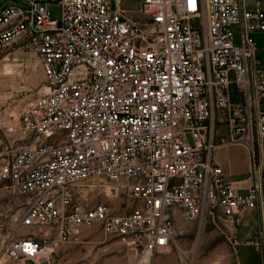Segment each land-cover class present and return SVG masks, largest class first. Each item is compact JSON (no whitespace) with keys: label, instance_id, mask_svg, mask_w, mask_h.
Returning a JSON list of instances; mask_svg holds the SVG:
<instances>
[{"label":"built area","instance_id":"2783aa9c","mask_svg":"<svg viewBox=\"0 0 264 264\" xmlns=\"http://www.w3.org/2000/svg\"><path fill=\"white\" fill-rule=\"evenodd\" d=\"M24 1L26 9L0 11V61L13 49L32 51L45 91L21 114L26 140L0 150L12 221L1 257L50 264L35 230L58 225L70 234L97 224L135 251L133 264H152L174 245L171 209L203 225L218 212L228 219L258 207L264 76L251 37L264 34L258 0ZM50 2L61 8L59 21L48 19ZM218 112L228 143L247 150L243 194L213 162L204 125ZM101 178L128 183L136 203L128 214L74 201L79 183ZM255 243L264 264V228Z\"/></svg>","mask_w":264,"mask_h":264},{"label":"rangeland","instance_id":"374dc122","mask_svg":"<svg viewBox=\"0 0 264 264\" xmlns=\"http://www.w3.org/2000/svg\"><path fill=\"white\" fill-rule=\"evenodd\" d=\"M6 6L26 9L24 0H0V11ZM131 18H139L135 6L126 5ZM48 19L60 20L61 8L50 2L46 6ZM44 79L40 64L32 51L10 50L9 56L0 61V150L10 144L26 140L20 131L21 114L25 107L43 93ZM223 123L225 122L223 113ZM217 121H219L217 117ZM209 121L206 130L213 125ZM189 143L190 138L187 136ZM4 185L0 186V239L7 235L12 227L7 211L11 208L9 197L4 194ZM128 183L125 180L109 182L106 179L89 180L79 183L73 193V199L85 209L96 205L105 206L113 215L128 214L136 203L128 197ZM22 201L23 198H17ZM196 241L199 243L204 233L197 226ZM58 225L42 227L33 232V237L44 239L47 244V256L50 264H133L136 253L130 246L115 237L103 234L99 225L88 229L78 228L70 234H60ZM15 238H20L15 236ZM175 238V236H174ZM175 240V239H174ZM208 246L197 245L189 249V254L206 253ZM0 264H29L19 260H9L0 255ZM181 264H192L182 261Z\"/></svg>","mask_w":264,"mask_h":264},{"label":"crops","instance_id":"0c3cea01","mask_svg":"<svg viewBox=\"0 0 264 264\" xmlns=\"http://www.w3.org/2000/svg\"><path fill=\"white\" fill-rule=\"evenodd\" d=\"M258 1L260 9L264 10V0ZM246 6L252 9L253 3L247 2ZM251 37L264 76V34L253 33ZM262 107L264 109V105ZM223 121V112H218L210 127L215 144L213 162L221 168L224 178L234 189L243 194L250 184L247 150L241 145L228 143V128ZM221 141L224 143L221 144ZM170 216L174 226V245L156 254L152 264H181L182 261L192 264H262L255 241L264 228V185L256 209L238 211L228 219L218 212L212 222L199 225L185 221L174 208L170 210ZM197 226L208 231L199 243L196 241ZM197 245L208 246V251L189 254V249Z\"/></svg>","mask_w":264,"mask_h":264},{"label":"bare ground","instance_id":"6f19581e","mask_svg":"<svg viewBox=\"0 0 264 264\" xmlns=\"http://www.w3.org/2000/svg\"><path fill=\"white\" fill-rule=\"evenodd\" d=\"M45 91V88H43V92Z\"/></svg>","mask_w":264,"mask_h":264}]
</instances>
